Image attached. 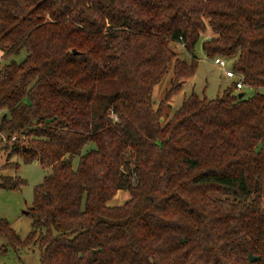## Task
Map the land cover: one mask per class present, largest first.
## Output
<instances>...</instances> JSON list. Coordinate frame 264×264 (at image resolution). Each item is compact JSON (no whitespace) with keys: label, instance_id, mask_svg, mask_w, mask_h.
<instances>
[{"label":"trees","instance_id":"obj_1","mask_svg":"<svg viewBox=\"0 0 264 264\" xmlns=\"http://www.w3.org/2000/svg\"><path fill=\"white\" fill-rule=\"evenodd\" d=\"M201 38L254 92L191 93L162 123ZM22 50L0 62V145L51 172L26 236L0 220L7 244L39 264H264V0H0V57Z\"/></svg>","mask_w":264,"mask_h":264},{"label":"rangeland","instance_id":"obj_2","mask_svg":"<svg viewBox=\"0 0 264 264\" xmlns=\"http://www.w3.org/2000/svg\"><path fill=\"white\" fill-rule=\"evenodd\" d=\"M202 38L198 40L194 48V55L198 61V67L195 73L186 77L181 82V87L178 91L173 92L165 102L162 109L160 121L166 122L172 113L182 104L185 98L196 93L200 97L212 99L219 96L222 91L229 87L233 93L244 92L245 96H249L254 92V89L243 83L242 88H236L233 79L225 76L224 70L213 62L212 58L205 55L201 48ZM171 48L180 58L189 60L191 55L177 41L170 42ZM26 52L22 50L20 53L9 57H0L1 63H6L10 60L20 61L24 58ZM226 67L231 68L232 61L225 59ZM172 64H169L165 74L157 81L151 90L150 99L151 105L155 108L158 103L165 97L166 92L172 87L174 82ZM264 93V88L259 89ZM24 136H22L23 138ZM1 142L6 140V137L1 136ZM93 147V144L88 143L81 149V154ZM8 148L0 145V176L10 175L17 176L25 180L24 185L19 189L0 188V220L6 219L11 228L20 236H26L33 228V219L27 212L32 207L33 189L34 186L42 182L44 176L51 172V167L44 166L38 161L25 162L16 154H9ZM16 161L17 168L13 164H5L6 162ZM78 163V155L72 159V166L75 168ZM5 164V165H4ZM118 192V191H117ZM125 191L118 192L113 200L108 204L114 205L123 203L128 195ZM3 245V246H2ZM5 247V249H3ZM0 264H39V251L36 246L29 248H20L15 250L7 241L3 234L0 233Z\"/></svg>","mask_w":264,"mask_h":264},{"label":"built area","instance_id":"obj_3","mask_svg":"<svg viewBox=\"0 0 264 264\" xmlns=\"http://www.w3.org/2000/svg\"><path fill=\"white\" fill-rule=\"evenodd\" d=\"M213 62L224 70L226 77L233 79L236 88H242L243 86L242 77L236 74V72L233 70L232 67L231 68L226 67V63L223 57L220 56L214 57Z\"/></svg>","mask_w":264,"mask_h":264},{"label":"water","instance_id":"obj_4","mask_svg":"<svg viewBox=\"0 0 264 264\" xmlns=\"http://www.w3.org/2000/svg\"><path fill=\"white\" fill-rule=\"evenodd\" d=\"M73 52L76 53V50L73 49ZM243 95H244V92H238V93H237V96H238V97H242ZM248 258H249V260L252 261V260H256V259L258 258V256L249 253V254H248Z\"/></svg>","mask_w":264,"mask_h":264},{"label":"crops","instance_id":"obj_5","mask_svg":"<svg viewBox=\"0 0 264 264\" xmlns=\"http://www.w3.org/2000/svg\"><path fill=\"white\" fill-rule=\"evenodd\" d=\"M0 56H1V52H0ZM118 192H121V193H122V190H119ZM118 192L116 193V195L118 194ZM123 193H125V192H123ZM116 195H115V196H116ZM115 196H114V197H115ZM114 197H113L111 200H113ZM127 198H128V195L126 196L125 200H126ZM111 200H110V201H111Z\"/></svg>","mask_w":264,"mask_h":264}]
</instances>
